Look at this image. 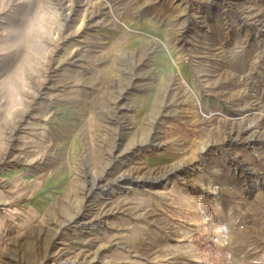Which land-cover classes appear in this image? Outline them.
<instances>
[{"label":"rangeland","instance_id":"1","mask_svg":"<svg viewBox=\"0 0 264 264\" xmlns=\"http://www.w3.org/2000/svg\"><path fill=\"white\" fill-rule=\"evenodd\" d=\"M0 264H264V0H0Z\"/></svg>","mask_w":264,"mask_h":264}]
</instances>
